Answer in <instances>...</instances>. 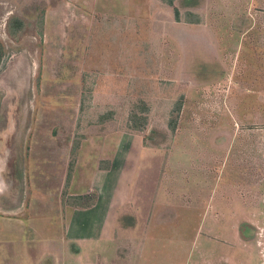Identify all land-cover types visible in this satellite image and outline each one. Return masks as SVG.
I'll use <instances>...</instances> for the list:
<instances>
[{
  "label": "rangeland",
  "instance_id": "obj_1",
  "mask_svg": "<svg viewBox=\"0 0 264 264\" xmlns=\"http://www.w3.org/2000/svg\"><path fill=\"white\" fill-rule=\"evenodd\" d=\"M0 264H264V0H0Z\"/></svg>",
  "mask_w": 264,
  "mask_h": 264
},
{
  "label": "crops",
  "instance_id": "obj_2",
  "mask_svg": "<svg viewBox=\"0 0 264 264\" xmlns=\"http://www.w3.org/2000/svg\"><path fill=\"white\" fill-rule=\"evenodd\" d=\"M113 133H107L104 135H97L87 137L81 142V146L78 151V156L75 161V170L79 166V155L82 145H86L88 142L97 141L101 142L102 140L107 139ZM114 152L107 153L103 149H99V152L96 154L95 159L92 162V169L95 168L98 171L103 169L98 168V161L107 159L109 161V166L112 165ZM89 184V183H88ZM87 184V186H88ZM74 177L71 179V182L68 186L69 193L71 195H81L88 191H96L95 187L89 185L88 187L81 191L76 192L73 189ZM108 204V203H107ZM100 199L97 196L94 200V203L87 207H72L65 206L64 209V231H62V236L60 237L65 242L74 243L78 249L79 254L83 253H94L99 254L103 251L110 249L107 246V242L115 241V222L108 211H101L100 209ZM138 225V219H134L133 228L129 231L134 232L135 227Z\"/></svg>",
  "mask_w": 264,
  "mask_h": 264
},
{
  "label": "trees",
  "instance_id": "obj_3",
  "mask_svg": "<svg viewBox=\"0 0 264 264\" xmlns=\"http://www.w3.org/2000/svg\"><path fill=\"white\" fill-rule=\"evenodd\" d=\"M163 1L166 4H168V5H171V2H172V0H163ZM173 14L176 17V15H177L176 10L173 11ZM188 21H190V20H188ZM71 169H72V163H69V165H68V172H67V175H66V181H65V183H67L68 180H69V178H70ZM84 197H85V195H78V196L73 197V199L76 200V203H73L71 205L72 206H78V207H87V206H89V205H91V204L94 203L95 198H92L89 202H83V203H78L77 202L78 200L84 199Z\"/></svg>",
  "mask_w": 264,
  "mask_h": 264
}]
</instances>
